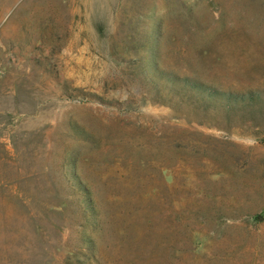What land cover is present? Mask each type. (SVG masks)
I'll list each match as a JSON object with an SVG mask.
<instances>
[{
  "label": "rangeland",
  "instance_id": "obj_1",
  "mask_svg": "<svg viewBox=\"0 0 264 264\" xmlns=\"http://www.w3.org/2000/svg\"><path fill=\"white\" fill-rule=\"evenodd\" d=\"M224 92L264 0H0V264H264V95Z\"/></svg>",
  "mask_w": 264,
  "mask_h": 264
},
{
  "label": "trees",
  "instance_id": "obj_2",
  "mask_svg": "<svg viewBox=\"0 0 264 264\" xmlns=\"http://www.w3.org/2000/svg\"><path fill=\"white\" fill-rule=\"evenodd\" d=\"M222 94H219L220 96L225 97V99H227L228 101L232 100V103L237 102V100H239L238 102H247V101H254L256 100H260L262 99L260 94H263V92H255V93H247V94H234V93H226L224 92ZM229 103V102H228ZM228 106L231 104H227Z\"/></svg>",
  "mask_w": 264,
  "mask_h": 264
}]
</instances>
